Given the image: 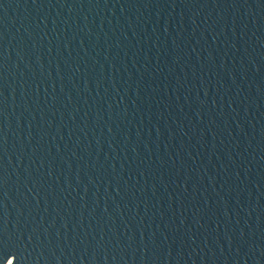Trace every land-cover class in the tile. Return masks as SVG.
Returning a JSON list of instances; mask_svg holds the SVG:
<instances>
[{
  "label": "water",
  "instance_id": "water-1",
  "mask_svg": "<svg viewBox=\"0 0 264 264\" xmlns=\"http://www.w3.org/2000/svg\"><path fill=\"white\" fill-rule=\"evenodd\" d=\"M263 168L264 0H0L22 264H227Z\"/></svg>",
  "mask_w": 264,
  "mask_h": 264
},
{
  "label": "snow or ice",
  "instance_id": "snow-or-ice-1",
  "mask_svg": "<svg viewBox=\"0 0 264 264\" xmlns=\"http://www.w3.org/2000/svg\"><path fill=\"white\" fill-rule=\"evenodd\" d=\"M0 264H22L19 252L3 236H0Z\"/></svg>",
  "mask_w": 264,
  "mask_h": 264
}]
</instances>
